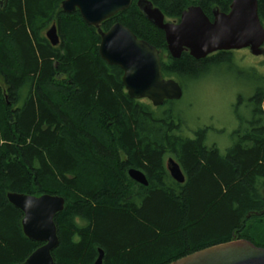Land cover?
<instances>
[{"label": "trees", "instance_id": "trees-1", "mask_svg": "<svg viewBox=\"0 0 264 264\" xmlns=\"http://www.w3.org/2000/svg\"><path fill=\"white\" fill-rule=\"evenodd\" d=\"M63 1L0 6V264H24L42 245L24 236L9 193L63 198L53 264H93L99 251L101 264H169L233 240L264 248V78L253 75L248 128L233 132L221 154L206 147L208 128L182 135L176 101L153 107L130 99L121 70L98 55L97 30L77 11L64 14ZM137 1L100 29L120 23L155 47L164 79L183 90L215 68H233L229 51L171 58L163 32ZM147 1L178 22L190 6L212 20L213 10L228 13L233 0ZM257 13L263 23L264 0H257ZM52 25L55 47L45 37ZM168 159L179 166L182 184L170 177ZM131 169L147 186L129 179Z\"/></svg>", "mask_w": 264, "mask_h": 264}, {"label": "water", "instance_id": "water-1", "mask_svg": "<svg viewBox=\"0 0 264 264\" xmlns=\"http://www.w3.org/2000/svg\"><path fill=\"white\" fill-rule=\"evenodd\" d=\"M3 0H0L2 6ZM132 0H64V14L78 12L82 21L97 30L98 55L109 66L122 72V84L127 96L133 100H147L153 107L165 101H177L182 89L173 79L161 74L159 51L144 40H139L125 26L114 23L107 31L100 25L116 14L127 10ZM137 8L145 19L164 34L168 55L177 59L187 51L195 60H201L218 52L248 49L253 56L264 57V28L257 13V0H233L229 12L217 9L209 20L200 7L190 6L182 12L178 22H167L164 15L147 0H138ZM51 46L59 43L57 30L52 25L45 33ZM170 177L182 184L184 177L179 166L167 160ZM133 182L147 186L144 175L129 170ZM8 202L23 217L21 227L24 236L42 245L24 264H53L51 252L58 244L55 216L64 209L63 198L56 195L39 197L9 193ZM102 263V252L93 264ZM169 264H264V248L256 247L247 240H233L211 246Z\"/></svg>", "mask_w": 264, "mask_h": 264}, {"label": "rangeland", "instance_id": "rangeland-1", "mask_svg": "<svg viewBox=\"0 0 264 264\" xmlns=\"http://www.w3.org/2000/svg\"><path fill=\"white\" fill-rule=\"evenodd\" d=\"M262 25L264 28V22ZM231 53L233 68L220 66L203 79L188 83L174 106L183 120L182 135L193 138V132L208 128L205 145L216 147L221 154L233 144V132L248 128L250 99L258 83L253 75L264 78L263 56H253L248 49Z\"/></svg>", "mask_w": 264, "mask_h": 264}, {"label": "flooded vegetation", "instance_id": "flooded-vegetation-1", "mask_svg": "<svg viewBox=\"0 0 264 264\" xmlns=\"http://www.w3.org/2000/svg\"><path fill=\"white\" fill-rule=\"evenodd\" d=\"M264 46V45H263ZM264 48V47H263ZM228 53H231V51H229ZM214 54H216V53H214Z\"/></svg>", "mask_w": 264, "mask_h": 264}, {"label": "bare ground", "instance_id": "bare-ground-1", "mask_svg": "<svg viewBox=\"0 0 264 264\" xmlns=\"http://www.w3.org/2000/svg\"><path fill=\"white\" fill-rule=\"evenodd\" d=\"M243 129V128H242ZM163 170V169H162ZM124 182V181H123Z\"/></svg>", "mask_w": 264, "mask_h": 264}]
</instances>
